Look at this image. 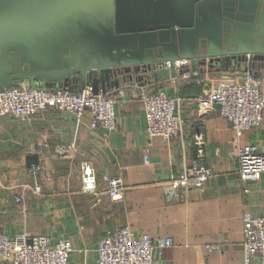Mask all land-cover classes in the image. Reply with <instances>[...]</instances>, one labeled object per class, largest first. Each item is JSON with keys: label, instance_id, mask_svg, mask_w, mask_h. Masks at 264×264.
<instances>
[{"label": "crops", "instance_id": "crops-1", "mask_svg": "<svg viewBox=\"0 0 264 264\" xmlns=\"http://www.w3.org/2000/svg\"><path fill=\"white\" fill-rule=\"evenodd\" d=\"M217 69L198 68L208 73L210 81L177 76L107 92L117 99V128L110 132L92 130L89 115L79 120L52 109L30 122L1 118V230L11 238L47 235L52 246L68 240L73 249L69 264H98V242L123 227H129L134 238L173 240L170 247L153 249V264H245L243 215H264V173L256 181L241 180L237 155L245 144L264 152V121L243 131L237 141L218 106L200 115L198 99L211 86L240 80L245 74ZM255 71L264 77V68ZM144 89L177 99L176 112L183 119L178 138L168 142L148 137L139 97ZM197 131L206 135L205 164L212 175L202 191L192 188L181 192L182 198L171 199L169 183L196 157L192 136ZM84 162L98 177L95 194L81 190ZM106 175L123 180L122 201L109 197L102 181ZM0 264L8 263L0 260Z\"/></svg>", "mask_w": 264, "mask_h": 264}, {"label": "water", "instance_id": "water-1", "mask_svg": "<svg viewBox=\"0 0 264 264\" xmlns=\"http://www.w3.org/2000/svg\"><path fill=\"white\" fill-rule=\"evenodd\" d=\"M179 60L257 75L264 0H0V89L105 95L181 76Z\"/></svg>", "mask_w": 264, "mask_h": 264}, {"label": "built area", "instance_id": "built-area-1", "mask_svg": "<svg viewBox=\"0 0 264 264\" xmlns=\"http://www.w3.org/2000/svg\"><path fill=\"white\" fill-rule=\"evenodd\" d=\"M168 65V63H166ZM176 68L183 69L181 76L195 75L210 81L208 73L192 72L190 61L175 62ZM202 75L204 78L202 79ZM147 120V134L150 139L161 138L171 141L183 131V119L176 112L177 99L163 91L144 89L139 94ZM114 96L94 94L89 87L80 91L46 88L24 83L11 88L0 89V119L11 116L30 122L33 117L46 110L68 112L77 119L84 115L91 117L90 128H103L107 132L117 128ZM218 106L220 115L230 124L236 140L243 131L260 127L264 121V77L246 73L240 80H223L199 97L197 102L200 115ZM196 157L182 175L171 180L167 196L171 199L182 198L181 192L189 189L203 190L212 175L206 166L207 139L203 131L192 136ZM239 175L243 181H256L264 173V152L255 144H245L238 148ZM149 158L146 148L144 161ZM83 193L95 194L98 177L93 167L84 162L81 172ZM107 193L113 201H122L123 180L119 176H103ZM39 190V188H36ZM243 236L246 262L264 264V215H243ZM173 245V240L153 241L149 236L134 238L129 227L117 229L97 244L98 264H153V249ZM208 246V249H214ZM72 244L68 240L51 245L47 235L32 236L19 234L9 237L0 228V260L8 264H69Z\"/></svg>", "mask_w": 264, "mask_h": 264}]
</instances>
